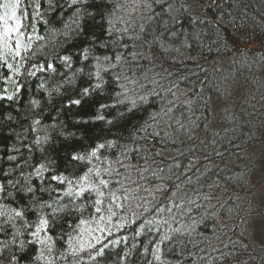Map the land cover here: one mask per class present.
<instances>
[{
	"label": "snow or ice",
	"instance_id": "snow-or-ice-1",
	"mask_svg": "<svg viewBox=\"0 0 264 264\" xmlns=\"http://www.w3.org/2000/svg\"><path fill=\"white\" fill-rule=\"evenodd\" d=\"M165 13L168 19L162 20ZM195 21L214 25L220 46L227 47L229 41L220 35L225 31L223 13L213 11L205 20L196 17ZM161 23L162 31L153 27ZM178 28L183 25L167 0H0V143L22 141L21 147L12 143L0 149V236L6 238L0 240V264H84L85 258L99 264L110 246L127 240L109 239L114 228L136 223L120 215L134 197L121 180L114 179L120 175L114 166L126 169L123 160L133 149L121 144L123 137L114 130L131 124L135 141L137 132L147 133L172 111L161 108L150 113L152 124L133 123L138 113L156 107L151 98L158 93L129 75L130 61L139 55L132 49L148 45L167 52L169 37L177 41L185 35ZM48 47L54 54L45 51ZM30 81H38L35 92L29 90ZM168 92L175 95L172 89ZM25 95L23 108L30 119L22 137L11 126L21 110L12 106L22 103ZM74 107L83 111L72 123L76 131H70L60 116ZM48 109L55 116L45 115ZM69 141L84 143L66 150L61 164L58 151ZM260 143L261 158L252 175L264 202V139ZM114 149H120L119 155L109 151ZM141 178L146 179L142 173ZM156 178L161 183L154 189L138 188L153 200L160 193L169 203L167 193L179 185L169 187L164 177ZM155 210L164 213L172 208ZM250 226L259 229L264 242V213ZM170 239L165 233L158 244ZM158 252L157 246L156 260L161 258Z\"/></svg>",
	"mask_w": 264,
	"mask_h": 264
},
{
	"label": "trees",
	"instance_id": "trees-1",
	"mask_svg": "<svg viewBox=\"0 0 264 264\" xmlns=\"http://www.w3.org/2000/svg\"><path fill=\"white\" fill-rule=\"evenodd\" d=\"M167 2L173 4V15L183 25V29L177 30L185 35L177 41L169 37L167 52L148 45L132 49L139 55L130 61L129 75L138 77L146 89L158 93L151 98L156 107L138 113L133 123L152 124L148 119L150 113L161 108L172 111L162 115L147 133L137 132L135 141L130 136L134 131L131 124L114 130L123 137L120 143L133 149L123 160L126 169L114 166L120 173L114 179L121 180L134 197L126 202V213L120 215L136 223L113 229L109 239L127 237V240L110 246L99 264H148L149 261L151 264H264V247L257 243L248 221V214L255 211L251 195L255 187L251 179L258 161L250 147L264 124V0ZM156 11L161 9L157 7ZM213 11L216 15L223 13L225 31L220 35L229 41L227 47L220 46L214 25L194 22L196 17L205 20ZM167 19V14H163L162 20ZM153 27L162 31L163 24ZM45 51L54 54L51 47ZM35 83L38 81L29 82L31 92L36 91ZM82 86L86 85L82 82ZM27 99L25 95L22 103L12 106L21 110L11 126L22 137L30 119L23 108ZM82 111L74 107L62 114L60 120L70 131H76L72 123L78 118L76 113ZM49 114L55 116L51 109L45 113ZM12 115L16 116L15 111ZM94 130L98 131V127ZM12 143L21 147L22 141L5 140L0 143V149ZM83 143L69 141L67 148L61 147L58 151L61 164L66 150ZM109 151L119 155L120 149ZM176 164L180 167H175ZM8 166L4 164L5 168ZM141 173L146 179L141 178ZM152 173L164 177L169 187L179 185V189L167 193L169 203L164 202L160 193L153 200L148 192L138 188L140 185L152 190L161 183ZM137 205L149 210L144 212ZM160 206L171 207L172 211L159 213L155 209ZM177 228L182 231L174 232ZM165 233L171 239L158 244ZM4 239L0 236V240ZM157 246L160 260L153 255ZM84 264L91 262L85 258Z\"/></svg>",
	"mask_w": 264,
	"mask_h": 264
},
{
	"label": "rangeland",
	"instance_id": "rangeland-1",
	"mask_svg": "<svg viewBox=\"0 0 264 264\" xmlns=\"http://www.w3.org/2000/svg\"><path fill=\"white\" fill-rule=\"evenodd\" d=\"M264 139V124H263V128L261 133L257 136L256 141L254 144L251 145L250 147V151L252 152V155L257 158L258 160L261 158V152H260V148H261V140ZM252 146L255 147V151L252 150ZM252 182L255 183V178L252 176ZM252 192V201H253V206H255V211L252 212V214H248V221L249 224H252V221L254 218H257L260 216L261 213H264V202H262L258 196V189L255 187L254 190L251 191ZM252 215V216H251ZM250 216H251V223H250ZM252 228V227H251ZM253 229V228H252ZM253 235L255 237V239L257 240V243H259V245H262L264 247V242L261 241V238L259 236V229H253Z\"/></svg>",
	"mask_w": 264,
	"mask_h": 264
},
{
	"label": "bare ground",
	"instance_id": "bare-ground-1",
	"mask_svg": "<svg viewBox=\"0 0 264 264\" xmlns=\"http://www.w3.org/2000/svg\"><path fill=\"white\" fill-rule=\"evenodd\" d=\"M241 264H245V263H241Z\"/></svg>",
	"mask_w": 264,
	"mask_h": 264
}]
</instances>
